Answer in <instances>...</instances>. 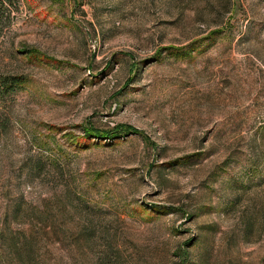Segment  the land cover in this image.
<instances>
[{"label": "rangeland", "instance_id": "rangeland-1", "mask_svg": "<svg viewBox=\"0 0 264 264\" xmlns=\"http://www.w3.org/2000/svg\"><path fill=\"white\" fill-rule=\"evenodd\" d=\"M0 264H264V0H0Z\"/></svg>", "mask_w": 264, "mask_h": 264}, {"label": "trees", "instance_id": "trees-1", "mask_svg": "<svg viewBox=\"0 0 264 264\" xmlns=\"http://www.w3.org/2000/svg\"><path fill=\"white\" fill-rule=\"evenodd\" d=\"M95 133L98 135L99 131H96ZM108 134H109V133H108ZM110 134H112V132H111ZM106 135H107V134H106ZM98 137H100V136L98 135Z\"/></svg>", "mask_w": 264, "mask_h": 264}]
</instances>
